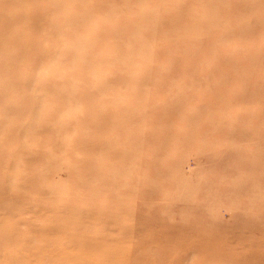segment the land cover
<instances>
[{
    "label": "rangeland",
    "instance_id": "obj_1",
    "mask_svg": "<svg viewBox=\"0 0 264 264\" xmlns=\"http://www.w3.org/2000/svg\"><path fill=\"white\" fill-rule=\"evenodd\" d=\"M14 31L0 264H264V0H0Z\"/></svg>",
    "mask_w": 264,
    "mask_h": 264
},
{
    "label": "bare ground",
    "instance_id": "obj_2",
    "mask_svg": "<svg viewBox=\"0 0 264 264\" xmlns=\"http://www.w3.org/2000/svg\"><path fill=\"white\" fill-rule=\"evenodd\" d=\"M10 10V9H9ZM26 10V9H25ZM12 14H13V16H17L16 15V13H15V11H13L12 12ZM16 35V31H14V33H13V36H7V37H4V36H2L1 38H0V47H1V49L3 50V51H5L6 53H15L16 54V59H18V54H17V52H16V50H15V48H14V46L12 45V44H14V37H17V36H15ZM20 36V35H19ZM172 41V40H171ZM15 58V57H14ZM11 65V62L10 61H6V62H3L2 64H0V73H2L3 71H6L7 70V67H9ZM3 70V71H2ZM224 82V81H223ZM223 82H221L217 87L218 88H220V87H222V85H223ZM0 87H7V88H11V87H16L15 85H14V83H12L11 81H8V82H6L5 84H3L2 86H0ZM222 89V88H221ZM221 89H218V94L219 95H221V94H223L224 92H220L221 91ZM262 91L261 90H255V92H254V94L255 95H259L260 93H261ZM216 95V94H215ZM218 95H216V97H217ZM232 96L231 95H229V98H231ZM102 214V213H101ZM72 215H74V214H72ZM76 215V214H75ZM97 217V216H96ZM75 222V221H74ZM75 225V224H74ZM62 229H64V230H68L69 231V228H68V226H63L62 227ZM72 230V229H71ZM95 231V230H94ZM111 245V244H110ZM81 246V245H80ZM80 246L78 245V247L80 248ZM84 246V245H83ZM82 246V247H83ZM90 246V245H89ZM73 247V246H72ZM76 246H74V249H76L75 248ZM55 248V247H54ZM68 248V247H67ZM86 247H84V249H85ZM88 248V247H87ZM78 249V248H77ZM83 249V248H82ZM70 250V249H69ZM68 250V251H69ZM80 250V249H79ZM78 250V251H79ZM95 250V249H94ZM77 251V250H76ZM83 251H85V250H83ZM96 251V250H95ZM70 252V251H69ZM80 252H81V250H80ZM74 253V252H73ZM110 253V252H109ZM109 253H107V254H109ZM85 254V253H84ZM106 254V255H107ZM66 255H68V254H66ZM72 255V254H71ZM110 255V254H109ZM28 256V255H27ZM75 256V255H74ZM118 256V255H117ZM6 257H8V254L6 253ZM102 257H104V255L102 254V253H99L98 255H97V258H96V260H94L93 261V263L94 264H100L99 263V261L102 259ZM121 257V256H120ZM88 258V257H87ZM69 259V258H68ZM78 260V259H77ZM82 261V260H81ZM79 262V261H78ZM66 263V262H65ZM68 263V262H67Z\"/></svg>",
    "mask_w": 264,
    "mask_h": 264
}]
</instances>
